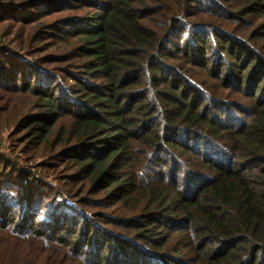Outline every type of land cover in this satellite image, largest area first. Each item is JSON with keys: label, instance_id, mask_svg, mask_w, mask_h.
Instances as JSON below:
<instances>
[{"label": "trees", "instance_id": "16d2710c", "mask_svg": "<svg viewBox=\"0 0 264 264\" xmlns=\"http://www.w3.org/2000/svg\"><path fill=\"white\" fill-rule=\"evenodd\" d=\"M13 35L0 264H264V0H0Z\"/></svg>", "mask_w": 264, "mask_h": 264}, {"label": "rangeland", "instance_id": "374dc122", "mask_svg": "<svg viewBox=\"0 0 264 264\" xmlns=\"http://www.w3.org/2000/svg\"><path fill=\"white\" fill-rule=\"evenodd\" d=\"M20 33L21 32H19V35ZM33 36H34L33 37L34 46L37 47L46 46L52 48L50 50H54L56 43L55 38L47 37L38 32H36V34ZM13 38H14L13 41H11V37H6V38L4 37V40L0 41V46H4L8 48L9 57L4 55L6 56V60L8 61L12 60L16 62V61L24 60V58H28L25 56V54L20 53V51H18L19 50L18 47L22 43V39H21L22 37L19 36V38H16V36L13 35ZM38 50L42 51L44 49L41 47ZM11 56H13V58ZM39 67L42 70H45L47 73L49 72L50 74H60V72L57 70H60L63 73H65L67 70H70V68L65 65H60L55 67L51 65L40 64ZM2 70H0V140H2L0 143V153L4 157L11 156V158H13L9 149L11 142L9 135L14 133L12 127L17 124V122L20 120V116L23 114V110L19 113L17 109L21 107V102L25 100L26 97L25 95H23V97H17L11 92L12 91L11 86L14 84V82L11 84L7 83L4 80L5 72L4 71L1 72ZM36 82L37 81L35 80V84Z\"/></svg>", "mask_w": 264, "mask_h": 264}]
</instances>
